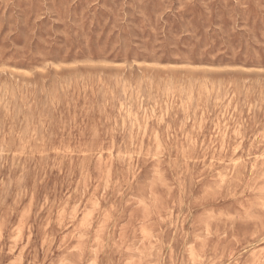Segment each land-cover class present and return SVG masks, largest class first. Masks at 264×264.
Here are the masks:
<instances>
[{"label":"rangeland","instance_id":"obj_1","mask_svg":"<svg viewBox=\"0 0 264 264\" xmlns=\"http://www.w3.org/2000/svg\"><path fill=\"white\" fill-rule=\"evenodd\" d=\"M0 264H264V0H0Z\"/></svg>","mask_w":264,"mask_h":264},{"label":"bare ground","instance_id":"obj_2","mask_svg":"<svg viewBox=\"0 0 264 264\" xmlns=\"http://www.w3.org/2000/svg\"><path fill=\"white\" fill-rule=\"evenodd\" d=\"M132 66V65H131ZM62 67V66H61ZM63 69V68H62ZM67 70V69H66ZM63 71H64V69H63ZM84 72V71H83ZM57 75V74H56ZM69 75H71V73L69 74ZM78 85V84H77ZM81 92V91H80ZM94 93V92H93ZM87 96V95H86ZM230 115V114H229ZM234 117V116H233ZM123 125V124H122ZM158 140H159V138H158ZM157 144H159V143H157ZM222 177V176H221ZM220 177V178H221ZM224 177V176H223ZM108 178V177H107ZM107 178H106V180H107ZM223 180V179H222ZM141 202V201H140ZM87 209V208H86ZM213 216V215H212ZM223 223V222H222ZM206 228V227H205ZM141 239H143V238H141ZM261 240V239H260ZM94 248V247H93ZM256 251V250H255ZM253 252V251H252ZM10 253V252H9ZM130 261H132V260H130Z\"/></svg>","mask_w":264,"mask_h":264}]
</instances>
